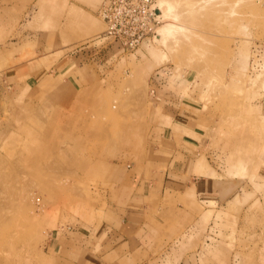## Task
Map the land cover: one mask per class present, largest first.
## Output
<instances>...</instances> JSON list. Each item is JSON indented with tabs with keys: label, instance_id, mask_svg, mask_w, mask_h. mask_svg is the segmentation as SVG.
I'll use <instances>...</instances> for the list:
<instances>
[{
	"label": "rangeland",
	"instance_id": "rangeland-1",
	"mask_svg": "<svg viewBox=\"0 0 264 264\" xmlns=\"http://www.w3.org/2000/svg\"><path fill=\"white\" fill-rule=\"evenodd\" d=\"M170 1L161 25L181 30L125 51L102 37V0H0V264H264V0ZM37 46L93 60L33 83ZM175 150L250 193L199 216L174 180L161 235L117 242L111 171L166 172Z\"/></svg>",
	"mask_w": 264,
	"mask_h": 264
},
{
	"label": "crops",
	"instance_id": "crops-1",
	"mask_svg": "<svg viewBox=\"0 0 264 264\" xmlns=\"http://www.w3.org/2000/svg\"><path fill=\"white\" fill-rule=\"evenodd\" d=\"M88 47L89 46L69 49L65 51V53L62 50L61 53L59 50H52L47 54L46 48L37 46L35 52L46 53L42 56L37 55V57L41 58L34 62L40 61L44 67H36V64H31L30 60L26 62V74L29 76V81H33V83L39 81L40 83L47 77V80L50 79L47 82L49 83L54 78H51L53 73L58 75L60 72L61 74L59 73V75L65 76L66 79L62 81L70 82V79H73L72 76L76 74L78 76L79 73L83 74L84 64L89 66L88 62L93 60L92 58L89 59V55H87L89 51ZM91 47L94 51L97 45ZM103 52L104 51H102V53ZM92 55L91 53V56ZM84 59L86 60L84 61ZM67 65L71 67L68 68ZM79 65L81 66L78 67ZM173 145L174 144H166L165 147H167V150H174ZM181 145L184 146L183 143H181ZM185 153V151L182 153L175 150L171 157L165 153L166 156L161 158V165H166V168H168L166 172H163L162 169L156 171L155 166L148 173L141 174L139 172L137 173L134 169L126 170L123 167L114 168L111 171L108 182L111 183L113 187L111 189V198H109L111 201H109L107 205V208L110 209L111 212L108 213L110 221L107 222V226L105 227L106 229L108 228L106 232L109 236L114 235L117 242L123 243L131 238L133 246H135V244L140 246V244L143 243L149 244L153 242V239L161 235L164 231L166 222H171L169 217L163 219L162 217L156 216L158 215L156 211L159 210L156 206L159 205L162 200L165 184L169 183L166 185L171 187L175 185L174 180L176 181V192L180 195V201L182 200L186 204H189L191 209L194 210V213L199 214V216H202L208 209L218 212V206L222 207L225 205L223 203H229L228 201H230L229 199H231L232 194H235L233 193V187H228L231 189L228 191L226 183L224 182L226 180L218 181V172L212 167H209V165L201 159V154H199L200 150H196V156L192 154L194 158H190V161L188 160V162H186L187 168L185 169L183 166L188 157V154ZM175 158L176 160L172 161V159ZM169 170L171 173H169ZM162 173L172 177L171 181L167 182L168 177H166V179L163 178ZM263 174L260 176L263 177ZM254 177H256V175ZM171 182L173 184H171ZM222 184L225 185V194L222 195V197L224 196L223 198H220L222 193V187L220 185ZM241 190H239L238 187L233 197L240 196L239 194L242 192L244 193V191L250 193L249 189H243L244 191ZM242 197L245 198L246 196L243 195ZM185 198H187L186 201ZM191 216L195 219L197 218L194 215Z\"/></svg>",
	"mask_w": 264,
	"mask_h": 264
},
{
	"label": "built area",
	"instance_id": "built-area-1",
	"mask_svg": "<svg viewBox=\"0 0 264 264\" xmlns=\"http://www.w3.org/2000/svg\"><path fill=\"white\" fill-rule=\"evenodd\" d=\"M97 15L104 25L102 37L125 51L148 45L162 24L156 0H102Z\"/></svg>",
	"mask_w": 264,
	"mask_h": 264
},
{
	"label": "bare ground",
	"instance_id": "bare-ground-1",
	"mask_svg": "<svg viewBox=\"0 0 264 264\" xmlns=\"http://www.w3.org/2000/svg\"><path fill=\"white\" fill-rule=\"evenodd\" d=\"M157 2V6L160 8L161 13H162V20H164L165 17H169L170 19L175 20L176 16L174 15V8H175V4H173L170 0H156ZM173 12V13H172ZM173 14V15H172ZM172 15V16H171ZM181 30V25H176V26H164L162 27V25L158 28V37L156 38V40H159L160 42H163V40L165 38H167L168 36L171 37V34H175V32H179ZM86 34H89L90 32L85 31ZM160 44V43H159ZM124 126V125H123ZM127 127V126H126ZM135 133H133L132 135H135ZM130 134H128L129 136ZM131 135V136H132ZM130 136V137H131Z\"/></svg>",
	"mask_w": 264,
	"mask_h": 264
},
{
	"label": "water",
	"instance_id": "water-1",
	"mask_svg": "<svg viewBox=\"0 0 264 264\" xmlns=\"http://www.w3.org/2000/svg\"><path fill=\"white\" fill-rule=\"evenodd\" d=\"M158 12V11H157Z\"/></svg>",
	"mask_w": 264,
	"mask_h": 264
}]
</instances>
